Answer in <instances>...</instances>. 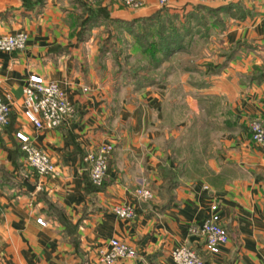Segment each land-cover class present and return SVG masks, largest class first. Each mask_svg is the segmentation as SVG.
<instances>
[{
  "label": "crops",
  "instance_id": "1",
  "mask_svg": "<svg viewBox=\"0 0 264 264\" xmlns=\"http://www.w3.org/2000/svg\"><path fill=\"white\" fill-rule=\"evenodd\" d=\"M142 1L127 8L115 0H0V34L27 35L22 49L0 51V93L9 103L0 128V264H99L98 248L113 237L135 254L112 264H173L179 244L203 264H264V150L248 134L249 121L264 118V0L204 2L230 5L205 27L221 48L173 52L150 85L127 87L131 79L113 70L121 46L109 34L129 41L121 22L196 4ZM97 6L105 14L88 23ZM29 74L57 82L72 104L57 126L36 128L24 118ZM16 131L49 156L53 175L25 163ZM101 141L113 148L93 186L84 156ZM140 185L150 199L135 196ZM213 202L228 236L215 253L189 231ZM117 204L132 205L133 216L115 215Z\"/></svg>",
  "mask_w": 264,
  "mask_h": 264
},
{
  "label": "built area",
  "instance_id": "2",
  "mask_svg": "<svg viewBox=\"0 0 264 264\" xmlns=\"http://www.w3.org/2000/svg\"><path fill=\"white\" fill-rule=\"evenodd\" d=\"M95 2L98 0H89ZM127 8H139L143 5L142 0H115ZM164 4L166 0H157ZM207 0H196L205 2ZM26 33L23 31L8 32L0 34V51L20 50L25 46ZM22 114L26 120L36 128L55 127L65 118L73 113V106L66 98L62 88L53 80H46L37 74H29L21 88ZM9 103L0 93V128L8 121ZM249 139L260 149L264 150V118H255L248 123ZM16 138L20 141V148L24 152L25 163L34 169L38 174L53 175L55 167L53 161L40 148L32 145L28 137L15 132ZM113 146L109 141H101L92 151H88L84 160L88 163V178L94 185L102 182L107 167V158ZM206 188V186H203ZM138 199H150L152 192L144 185L134 189ZM111 210L120 218H131L134 214L133 206L130 204L113 205ZM37 222L44 224L41 218ZM190 232H197L204 238V246L208 252H218L221 245L227 239V232L221 225L217 212V203L209 206L207 213L198 226H191ZM135 254L134 248L126 242L117 238H110L105 246L97 250V262L99 264H112L117 258L132 257ZM173 264H203L201 256L185 244H179L170 251Z\"/></svg>",
  "mask_w": 264,
  "mask_h": 264
},
{
  "label": "trees",
  "instance_id": "3",
  "mask_svg": "<svg viewBox=\"0 0 264 264\" xmlns=\"http://www.w3.org/2000/svg\"><path fill=\"white\" fill-rule=\"evenodd\" d=\"M229 8L230 5L211 7L204 3H196L189 10L170 12L169 21H166L165 17L161 16V11L165 10L168 13V10L159 7L147 16L121 22V27L131 35L136 49L147 57L148 66L155 68L173 52L185 48V39L193 33L200 36L205 35L206 23L209 25L218 23V12H228ZM89 10L90 14L84 19L89 18L88 23L93 21L92 17L105 14L104 7L97 6L94 9L89 8ZM108 40L106 38L102 45H106ZM134 77L137 79L136 75ZM149 80L151 81L152 78ZM88 182L93 186L101 184L94 185L89 178Z\"/></svg>",
  "mask_w": 264,
  "mask_h": 264
},
{
  "label": "rangeland",
  "instance_id": "4",
  "mask_svg": "<svg viewBox=\"0 0 264 264\" xmlns=\"http://www.w3.org/2000/svg\"><path fill=\"white\" fill-rule=\"evenodd\" d=\"M208 1V0H207ZM206 2V1H205ZM196 3H200V2H196ZM204 3V2H202ZM167 11L162 10L161 11V16L165 17L166 21H169V13L170 11H168V13H166ZM206 34V33H205ZM110 35V41L113 42L116 48L119 47V45L121 46L120 49H117L114 51L113 55L118 56L119 58V63L117 64H113L114 66V71L116 73L118 72H122L126 73V77L122 76L123 81H125L124 79L128 77V79H131L130 81H125L124 83H129L126 86L129 87L132 85V87H140L143 85H150V83H152V80L150 81V78L153 77H159L160 76V72L158 71L156 66L155 68H150L148 66L147 62V57L145 55H143L142 53H140L135 47V45L133 44L131 35H129V41L123 40V38L119 37L118 33H112L109 34ZM200 36L198 34L193 33V35H191L190 37H188L187 39H185L184 41V46L185 48H221L220 46H218L217 44L219 42H217L216 38L213 37H209L204 35ZM108 43V41H107ZM123 44H127L125 47ZM189 55V54H188ZM186 56L187 55H184ZM192 57V55H189ZM112 58V57H111ZM180 66V64L176 63L173 69H178ZM171 68V66H170ZM136 75L137 79L134 77ZM134 77V78H133Z\"/></svg>",
  "mask_w": 264,
  "mask_h": 264
},
{
  "label": "water",
  "instance_id": "5",
  "mask_svg": "<svg viewBox=\"0 0 264 264\" xmlns=\"http://www.w3.org/2000/svg\"><path fill=\"white\" fill-rule=\"evenodd\" d=\"M20 184H22L26 189L30 191L35 188V184L29 182L26 176H23L22 180L20 181Z\"/></svg>",
  "mask_w": 264,
  "mask_h": 264
}]
</instances>
